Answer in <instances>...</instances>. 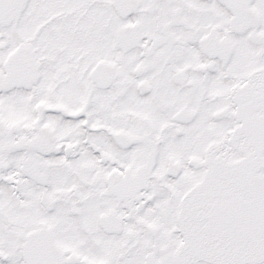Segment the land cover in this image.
<instances>
[{
    "label": "snow or ice",
    "instance_id": "obj_1",
    "mask_svg": "<svg viewBox=\"0 0 264 264\" xmlns=\"http://www.w3.org/2000/svg\"><path fill=\"white\" fill-rule=\"evenodd\" d=\"M0 264H264V0H0Z\"/></svg>",
    "mask_w": 264,
    "mask_h": 264
}]
</instances>
